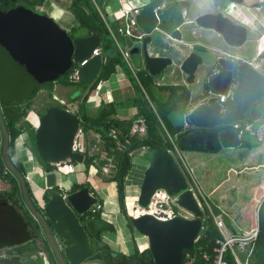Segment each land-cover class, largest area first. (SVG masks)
<instances>
[{"label":"water","instance_id":"95a60500","mask_svg":"<svg viewBox=\"0 0 264 264\" xmlns=\"http://www.w3.org/2000/svg\"><path fill=\"white\" fill-rule=\"evenodd\" d=\"M137 11L134 22L144 34L140 47H132V42L124 38L129 52H135L144 68L152 75L160 74L165 68L175 65L172 56L160 55L164 51L152 45L153 32L161 33L158 13L166 6L176 5L180 10L190 7L189 0H133ZM212 12L196 17L195 24L203 29L218 33L225 49L232 51L242 47L249 35L247 27L236 23L224 12L230 4L243 5L244 0H212ZM256 6V5H254ZM227 9V10H228ZM182 41L180 30L170 34ZM101 42L96 35L69 37L51 18L33 13L23 8L0 12V55L10 57V61L33 65L38 69L54 73L50 80L67 71L71 63H81L90 57ZM223 53V52H222ZM102 66L101 55L91 57L80 68L79 82L90 86L97 79ZM186 75L185 83H206L213 91L221 93L232 84L230 101L234 107L223 113L224 106L216 95H210L188 113L172 111L168 120L173 128L190 130L179 138L185 148L202 146L206 152L214 151L217 142L221 149L235 150L242 141L230 125L243 122L252 106L264 116V68L256 71L246 63H239L232 55L223 53L220 57L204 56L190 51L177 66ZM222 121L224 128L220 127ZM81 123L78 117L64 109H47L38 119L33 132L34 153L43 167L44 191L48 199L41 210L37 209L29 196L24 171H18L10 158V136L3 119L0 105V169L11 173L15 179L24 208L37 222L43 232L49 250L56 264H103L91 260L98 256V245L91 240L80 222L98 198L90 193L89 187L67 192L49 191L59 186L55 172L44 165L69 159L74 163L83 162L81 153L72 152L71 145ZM214 126V129H211ZM144 158L147 167L143 172L136 204L146 208L155 191L162 189L167 195L176 194V204L194 214V219L174 217L168 221L156 220L151 215L132 217L130 222L134 232L147 240V250L153 264H182L183 252L192 248L202 223V215L192 192L187 188L186 177L172 156L162 149L148 151ZM10 249L11 247H7ZM14 248V247H12ZM116 256L115 253L112 254ZM22 257L13 254L0 259V264H22Z\"/></svg>","mask_w":264,"mask_h":264},{"label":"trees","instance_id":"16d2710c","mask_svg":"<svg viewBox=\"0 0 264 264\" xmlns=\"http://www.w3.org/2000/svg\"><path fill=\"white\" fill-rule=\"evenodd\" d=\"M35 1L40 4L44 2V0ZM104 2L105 0H70L68 6V12L73 18L75 26L71 27L69 32H66L67 35L69 37L96 35L101 41L103 63L96 81L90 86L68 82V75L74 67L71 63L67 71L56 79H52L48 82H41L32 88L26 101H23L20 104L10 103L1 106V108L4 112L5 124L10 136V158L13 161L15 168L20 172H23V166L21 162L15 159L14 143L24 127L25 122L23 121L27 112L30 110L31 100L40 89H45L47 91V97L50 101L52 98V87L54 85H58L61 88L72 89L80 87L83 89L82 91H86V95L82 100L80 97L71 100L73 103L79 102L78 111L74 112L73 115L80 118L83 133H89L91 131L96 133V135H98L108 147L112 146L109 138V133L111 131L115 130L121 132V134H127L131 125L135 121L142 120L147 127L145 137L142 139H133L131 144L127 146L126 151L115 152L114 157L117 168L112 176L104 178L107 182L115 183L117 203L120 213L125 216L127 228L133 233L134 230L130 222V216L127 215L125 207L126 177L131 173L133 159L140 148L144 147L148 151L153 149L167 151L170 148L166 133L161 126L160 121L164 123L165 128L171 134L170 136L176 137V145L182 151L204 152V148L202 146H194L192 148L183 147L179 142V138L190 130L184 129L183 127L173 128L168 121V115L170 112L176 110H179L180 112L186 111L187 105H189V91L181 85L155 86L156 84L154 83L152 76L144 72L138 74V78L144 90H142L138 84H135V95L129 98L128 102L123 104L135 109V114L130 119L121 120L116 116L117 102L107 103L102 101L96 115L88 113L86 107H84L88 100V93L95 89L99 83L106 81L109 76L114 73L117 66L122 68L130 80L134 79L122 62L115 48L114 41L107 30L106 24L100 17L98 9L103 11L102 6ZM158 18L160 31L167 34L173 33L183 24L182 14H180V11L173 5L164 7L158 13ZM259 60H263V63L261 64V67H263L264 53L260 55ZM164 91H168V94L163 95ZM20 105L24 106V109L19 110L18 106ZM223 106L227 112L234 107V104L230 101V98H227L223 103ZM53 107L54 106L52 105L47 106L44 109V112ZM256 120H264V116L252 106L250 111L246 114L245 121L254 122ZM20 123H22V125L17 127ZM219 125L221 128L225 127L222 121L219 122ZM257 146L258 143L255 142V140L245 136L240 148L253 149ZM219 150H221V148L219 144L215 142L213 153H216ZM86 161L90 163V161ZM44 167L51 168L49 164L44 165ZM1 181L6 182L9 185V188L8 191L0 193V249L33 243L36 247V252H44L46 254L49 264H56V261L49 250L44 234L42 238L40 234L41 229L37 222L23 206L18 185L11 173L0 169V182ZM26 183L28 185L27 181ZM85 186L90 188L86 182L74 183L70 188V191H75L84 188ZM49 191L59 192V186H55V188L50 189ZM90 191L96 195L95 191L91 188ZM28 192L31 197L29 188ZM99 203L102 204V201L99 200ZM213 212L216 214L219 213L216 209H214ZM87 215L88 213L80 216V222L85 228L89 238L95 240L98 245H102L97 250V252H99L98 256L91 258V260H99L103 264H128L129 261L132 263L134 262L133 264H153L150 253L147 249L144 250L140 256H126L122 253H120V255L117 253L116 256L113 257L112 253L115 252L107 243L102 241V235L115 234L116 230L114 225L104 220L103 209L86 219ZM202 227L203 229L199 232L197 237V243H208L210 246H213L215 239L219 237V233L214 226L212 218L209 217L203 221ZM134 251L136 253L138 252L136 245ZM184 253L185 251L183 254ZM30 254L31 253L28 255ZM228 264H233V262L228 259ZM250 264H264V200L258 211V235L254 255Z\"/></svg>","mask_w":264,"mask_h":264},{"label":"rangeland","instance_id":"374dc122","mask_svg":"<svg viewBox=\"0 0 264 264\" xmlns=\"http://www.w3.org/2000/svg\"><path fill=\"white\" fill-rule=\"evenodd\" d=\"M121 2L123 8H126V4H129L130 6H134L133 0H125V2L124 0H121ZM189 2H190V7L187 10L188 17L185 22L191 21L196 16L194 14H196L195 12L197 10L202 11L205 8H207V6H209L206 3L207 0L204 1L190 0ZM203 2L206 4H204ZM46 3L45 5L43 4L42 8H40L41 5L35 8V11L37 13L44 14L48 18H51L53 22L60 29H62L65 32H69L70 28L75 26L73 19L67 13L66 10L69 0H58L57 1L58 5H55L52 2L51 3L46 2ZM106 6L109 7V10H105V13L107 15H109L110 12H112L116 15L117 18H120L118 11L120 10L121 6L118 0H108ZM227 9L228 8H226L225 11L229 12V9L228 10ZM150 37L153 39V43L151 44L158 46L157 49H160V52L162 49L166 48L167 45L169 46L171 43L164 34L158 33L156 31L153 32L150 35ZM119 42L121 44V41ZM133 45H134L133 47H140V45L137 43H134ZM1 60H2V62L0 61L2 63L0 64L1 106L10 103L20 104L23 101H26L32 88H34L37 84L41 82L50 81L51 75L54 74V73L44 72L38 69L37 67H34L33 65L14 64L13 62H9L4 58H2ZM127 67L131 70L130 75L134 77L133 80L126 81V83L128 82L130 83V86H128L129 87L128 91H133V89L135 88V84H138L140 88L144 90L138 78L139 66L133 65V63L129 59V66L127 65ZM167 71H169V66L165 68V70H163L160 74H156V76L154 77L155 81L159 84L169 83L168 79H164V76ZM120 73H122V71L119 69L117 71V75L115 76H120L119 75ZM121 84H119L118 82H113L107 84V86H102L101 89H99V91L97 89L91 90L88 93L89 100H87V105H84V107L87 108V111L88 110L91 111V109L95 107L94 102L97 95H100L102 98H107V100H110V98L111 100H113V98L117 100L116 97L121 98L120 96L121 94H119L118 91L114 92V90L118 89V86ZM71 89L61 88L58 85H54L52 87V92H51L52 94L51 101L47 97V91L45 89L39 90L31 100L30 110L27 112L24 121L22 120L23 122H25L24 127L22 128V132L20 133L19 137L16 139L14 143L15 159L21 162L24 173L25 174L29 173L28 178L30 179V181H33L32 183L28 179H26V181L28 182V188L31 193V199H33L34 205L39 210L42 209L44 201L48 199V192L44 191L45 183H43V178L41 177V175H43L42 174L43 167L40 165L38 158L34 153V147H33L34 133L30 131L28 128L29 127H31V129L36 128L37 121L39 117L43 114L44 109L47 106L55 105L58 102L65 104L61 108L66 109L72 115L74 114V112H77L79 103L78 102L73 103L68 100V96H70V94L72 93ZM75 89L79 90L80 93L83 90L80 87L74 88L72 90ZM18 108L19 110H22L24 109V106L20 105L18 106ZM96 113L97 112L94 111L91 113V115H95ZM20 125H22V123L18 124L17 127H20ZM227 153H228V149H221V151L214 158H212V160L209 159L208 165L209 168H211L213 171V182L223 177L225 173H222V169L224 167L228 168V166H230L229 165L230 158L229 155H227ZM184 155L187 158V156L188 155L190 156L191 154L185 153ZM141 156H145V154L141 152L135 154L131 173L127 176L128 179L126 177L127 183L125 186V207H126L127 215L129 216L132 215V213L135 211L134 204L136 203L137 200V196L139 192V184L141 183L143 172L147 167V163L145 159L141 158ZM190 161H191V157L188 158V162ZM186 166L187 168L182 164L181 169L184 172V174L187 176V178L190 179L192 177V173L190 175L188 171L189 167L187 163ZM74 168H75V172L67 175L56 173L58 185L66 190H69L74 183L86 182L90 186V188L93 191H95L97 198L102 201L104 220H106L109 223H112L116 230L115 234H103L102 241L104 243H107L110 246V248L115 252V254L122 253L126 256H131V255L140 256V254L148 247L147 240L145 238H142V236L136 232L131 233L130 230L127 228L126 218L124 215L120 213L118 207L117 196L114 187L108 186L107 182L104 179L105 177L103 175L97 174L94 165L88 163L86 160H84L81 163H75ZM216 168L221 169V172H218ZM242 169L243 168H240V170ZM248 169L251 171L250 168ZM51 170L54 169L51 168ZM243 174H247L248 176H253L254 173L252 172L251 174V172H243ZM234 177L236 179V176ZM247 187H244L245 189L242 190V192H239L240 189H237L234 184L224 188L223 190L224 192L227 190L226 195L228 196L227 200L230 201L229 205L235 203L240 204L241 201L242 203L245 204L246 201L251 200L254 197V195H256L255 194L256 192L253 191L252 196H249L251 194L249 190L246 191V189H248ZM257 196L258 195L255 196V199ZM247 207H249V205H247ZM249 210L250 212L252 210H255V208L253 209V205ZM177 212H179L181 216H184V213L182 211L177 210ZM250 216H252V212ZM40 234L41 237L43 238L42 231L40 232ZM135 245L138 249L137 253L134 251ZM8 251L11 254L12 253L18 254L21 257H23L24 259L22 258L21 259L24 262L26 260H29V262L31 261V263L34 264L49 263L46 254L44 252H41L42 254L36 252V247L33 243H29V244L26 243L20 246H15L14 248L11 247L10 249H8ZM29 253L31 254L28 255ZM6 254L8 256L10 255L7 252ZM26 258H30V259H26Z\"/></svg>","mask_w":264,"mask_h":264},{"label":"crops","instance_id":"0c3cea01","mask_svg":"<svg viewBox=\"0 0 264 264\" xmlns=\"http://www.w3.org/2000/svg\"><path fill=\"white\" fill-rule=\"evenodd\" d=\"M57 1L58 0H47V2H49V3L52 2L55 5H58ZM181 1H183V0H181ZM202 1H204V0H202ZM244 1H245V3L243 5H237V4H233V3L230 4L229 5V12H224L226 15H229L230 17H232L236 23L247 27L249 30L247 42L242 47H240L238 49H234L233 52L229 51V50L227 51L225 49V44H224L221 36L218 33H216L214 30L203 29V28L198 27L195 24V20H196L197 16L208 13V12H212V10H211L213 7L212 0H207L206 3L209 6H207V8H205L202 11L197 10L195 12L196 14H194L196 16L189 22H185L187 17H188V12H187L188 9L180 10L179 8L176 7V5L173 4V6L177 10L180 11V14H182L183 24L179 28H177L176 30H180L182 32L183 39H182V41L176 40L175 38H172L170 36V34L161 32L162 34H164L166 36V38L171 43L169 46L167 45V47L164 48V51H162L163 53L160 55L172 56L174 59V62H175L174 63L175 65H173L172 67H169V71H167L165 76H164V79H168L169 83H161V84H159L155 81L154 77L156 75L152 76L144 68V64L139 61V58L135 52L130 53L129 49H128L129 58H128L127 62L121 58L119 51L117 49V46L119 48L126 47V45L124 43L125 37L119 36L117 34V27H118L119 21L117 20V17L115 15H113L114 13L110 12L109 15H107L105 13V10H109V7L106 6L108 0H105L104 4L102 6L103 11L99 10L98 8L97 9L99 11L100 17L102 18V20L106 24L107 30L110 33V36L114 41L115 48H116L122 62L124 63V65L126 67H127V65L129 66V59H130L131 62L133 63V65L139 66V69H138L139 72L138 73L144 72V73H147L148 75L152 76V79H153L154 83L156 84L155 86H173V85L184 86L189 91V105H187L185 112H180L179 110H176V111L180 112V113H188L196 105L201 103L204 100V98L207 97V93L209 90H212L206 83H204L202 85V87H199V85L197 83H192V84L185 83L186 75L183 72H181L179 69H177V66H179V64L183 61V59L188 55V53L190 51L194 50V51H196V52H198L201 55H204L206 57H208V56H213V57L219 56L220 57L221 55H223V53H228L229 55H232L233 59H235L237 62L246 63L250 67L255 69L256 71L260 70L259 72H262V70L264 68V66L261 67L263 60H259V57L261 54L264 53V0H244ZM124 2H125V0H124ZM69 3H70V0H69ZM69 3L66 7L68 14H69V12H68ZM206 3H204V4H206ZM121 4H122V2H121ZM254 5H256V6H254ZM42 7H43V4H41L40 8H42ZM84 37H87V36H84ZM119 41H121V44ZM134 43L139 44V42H132V47L134 46L133 45ZM135 48H138V47H135ZM100 55H101V47H100ZM101 57H102V55H101ZM102 63H103V59H102ZM119 69L122 71V73L119 74L120 76H115V75H117V71ZM127 70L129 72L131 71L128 67H127ZM128 80H130V78L126 75V73L122 70V68L117 66L115 68L114 73L111 74L106 81L99 83L95 89L98 90L99 87L101 89L102 86H107V84L113 83V82H118L119 84L122 83L121 85L118 86V89L114 90V92L118 91L119 94H121L120 95L121 98L116 97L117 100H115V98H113V100H111V98H110V100H107V98H102L100 96L99 105L97 106V104L94 102L95 107H93L91 109V111L88 110V113L91 114L94 111L97 112L102 101L107 102V103L117 102L116 116L121 120L130 119L135 114V109L133 107H130V106L127 107L123 104L128 102L129 98H131L132 96L135 95V91H134V89H133V91H128V88H129L128 86H130L129 82L126 83V81H128ZM140 84H141V82H140ZM229 88H231V91H232V84L229 85L225 90H227ZM66 89H71V88H66ZM71 91H72V93L70 94V96H68V100L70 102H71V100H74V98H78V97H80L82 100V98L86 95V91H82L81 93L79 92V90H72L71 89ZM167 94H168V91L163 92V95H167ZM122 95H123V97H122ZM88 100H89V98H88ZM64 105L65 104H63V106ZM85 105H87V102L85 103ZM78 107H79V105H78ZM77 111H78V108H77ZM225 111H226V109H225ZM160 124L165 129V131L169 135H171L167 131V129L165 128L164 123L162 121H160ZM247 137L255 140L251 136H247ZM220 151L221 150H219L216 153L206 152L205 150H204V152L203 151H185V153L191 154L190 156L189 155L187 156L186 163L189 167V170L192 173L193 179H194L195 183L197 184L198 188L209 198V200L212 201L213 205H215L217 209L228 212L229 221L235 227L236 230L244 229V228H247L249 226L250 221L252 220V218H254V212H253L254 210L251 211L252 216H250L251 212L249 209L251 208V206L253 205V209L256 207V204L258 203V201L260 199L259 197H261L262 194H263V196L261 197V199H262V201L264 200V142L258 144V146L256 148H253V149H241V148H238L235 150L228 149L227 155H229V158H230V164H229L230 166H228V168L224 167L222 169V173H225L223 175V177L221 179H217L215 182H213V171L211 168H209V165H208L209 159L212 160V158H214ZM190 157H191V161L188 162V158H190ZM240 168H243V169L240 170ZM248 168H250L251 171ZM216 169L218 172H221V169H219V168H216ZM243 172H251V174L253 172L254 174H253V176H248L247 174H243ZM26 175L29 177V173H27ZM234 176H236V179ZM127 179H128V177H127ZM28 180L30 181L29 178H28ZM30 182L33 183V181H30ZM232 184H234L237 189H240L239 192H242V190L245 189L244 187L250 186V187H247L248 189H246V191L249 190V192L251 194L249 196H252V192L254 191V192H256L255 194L258 195L257 196L258 199L256 197V199H257L256 200L255 199L256 195H254V197L251 200L246 201L245 204L242 203V201H241L242 205H241V203L240 204L235 203V204L229 205L230 201L227 200L228 196L226 195L227 190L225 192L223 190H224V188L231 186ZM0 185L2 187V191H0V193L8 191L9 185L6 182L1 181ZM107 185L114 187L115 192H116V187H115L114 182H107ZM262 201H261V203H262ZM236 205H237V207H236ZM247 205H249L250 208L247 207ZM257 222H258V214H257ZM39 253L42 254L41 252H39ZM30 258H26V259H30ZM22 259H24V258L22 257ZM23 263L24 264H34V263H31V261L29 262V260H26Z\"/></svg>","mask_w":264,"mask_h":264},{"label":"built area","instance_id":"2783aa9c","mask_svg":"<svg viewBox=\"0 0 264 264\" xmlns=\"http://www.w3.org/2000/svg\"><path fill=\"white\" fill-rule=\"evenodd\" d=\"M118 2L121 8L118 11L120 18H117L119 21L117 34L119 36L127 37L132 42H140L144 37V34L137 28L134 22V16H136L137 11L129 4H126V8H123L121 0H118ZM117 49L121 58L127 62L129 58L128 49L126 47L119 48L118 46ZM98 55H100V48H96L90 57L83 62L72 63L74 67L71 73L68 75V82L78 83L80 68L85 66L91 57ZM99 89L100 87L98 88V91ZM230 93L231 88L221 93L209 90L207 96L216 95L218 97V101L220 103H224L229 97ZM95 103L99 105L100 95L96 96ZM52 106L63 109L61 108L63 106V103L61 102H58ZM224 112L225 110H223V113ZM79 121L81 123L80 119ZM230 127L236 131L238 138L241 141L247 135L253 137L258 144L264 142V120H257L254 122H234L230 125ZM35 129L36 128L31 129V127H29V130L32 132H34ZM146 132L147 127L145 123L142 120H137L131 125L127 134H121V132L115 130L111 131L109 133V138L112 146L108 147L104 141H102L100 137L96 135V133H83L80 125L77 133L74 135L71 149L72 152L81 153L83 155V161H90V164L94 165L97 174L103 175L104 177H110L117 168L114 153L126 151L127 146L131 144L133 139H142L145 137ZM165 133L170 145V148L167 150V152L172 156L180 168L182 164L187 168L185 161L186 157L184 155L185 151H182L179 147H177L175 136L171 137L166 131ZM139 152L147 154L148 150L142 147L137 151V153ZM74 164V162L66 159L50 162L49 166L54 169L51 170L50 168V170L55 172V174L60 173L67 175L75 172ZM188 171L191 175V171ZM25 176V178L28 179L26 174ZM185 177L188 185L187 188L192 192L194 199L202 212L200 217L201 223H203V221L209 217L212 218L214 226L219 233V237L215 239L213 246H210L208 243H197L196 238L192 248L186 250L183 254L182 264H228V259L231 260L233 264H250L254 255L255 244L258 235L257 214L262 199L260 198L256 204L255 210L253 211L254 218H252L250 221L249 226L244 229L236 230L229 221L228 212L217 209L216 206L213 205L212 201L209 200V198L198 188L193 176L190 179H188L186 175ZM59 190L63 195H65L67 192L61 186H59ZM0 191H2L1 185ZM90 193L94 195L92 191H90ZM134 207L135 211L132 213V217L151 215L159 221H168L174 217H181L188 220L195 218L193 213L176 204V194L167 195L162 189L154 192V194L151 196L150 203L146 208H140L136 203L134 204ZM101 209H103V204H100L98 200L97 203L91 206L88 212L85 213H88L86 219ZM214 209L218 210L219 213H214ZM177 210L182 211L184 216H181ZM202 229L203 227H201V230ZM7 251L8 248L0 249V259L8 257L6 254ZM9 254L12 255L11 253ZM23 262L24 261H22V263Z\"/></svg>","mask_w":264,"mask_h":264},{"label":"flooded vegetation","instance_id":"af4514ba","mask_svg":"<svg viewBox=\"0 0 264 264\" xmlns=\"http://www.w3.org/2000/svg\"><path fill=\"white\" fill-rule=\"evenodd\" d=\"M46 2H47V0H44V2L42 4H45ZM40 5L41 4L37 3L35 0H0V12H7V11H11V10H14V9H17V8H23V9L29 10V11H31L33 13H37L35 11V8H37ZM37 14L44 15V14H41V13H37ZM2 58H4L5 60H7L9 62H13L14 64H19L17 62L10 61V57H6L5 58V57H2L0 55V61L1 62H2V60H1ZM1 62H0V64H2ZM40 90H42V89H40ZM1 112H2V115H3L4 122H5L4 112H3L2 108H1ZM211 129L213 130L214 126H211ZM7 252L10 253L9 251H7ZM118 254L120 255V253H118ZM94 261H99V260H94ZM128 264H132V262L129 261Z\"/></svg>","mask_w":264,"mask_h":264}]
</instances>
